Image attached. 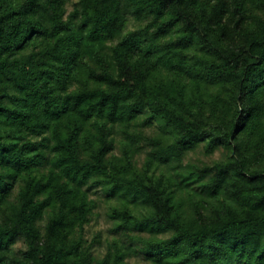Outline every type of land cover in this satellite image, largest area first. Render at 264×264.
<instances>
[{
	"label": "trees",
	"instance_id": "1",
	"mask_svg": "<svg viewBox=\"0 0 264 264\" xmlns=\"http://www.w3.org/2000/svg\"><path fill=\"white\" fill-rule=\"evenodd\" d=\"M68 2L0 0V264H91L93 186L147 208H112L120 227L172 233L140 239L153 264H264V0ZM154 123L144 170L113 154L115 126ZM200 145L225 159L150 172Z\"/></svg>",
	"mask_w": 264,
	"mask_h": 264
},
{
	"label": "rangeland",
	"instance_id": "2",
	"mask_svg": "<svg viewBox=\"0 0 264 264\" xmlns=\"http://www.w3.org/2000/svg\"><path fill=\"white\" fill-rule=\"evenodd\" d=\"M78 0H69L67 9L71 11L74 4ZM137 24L131 22L130 28H134ZM146 115H142L144 119ZM142 123V121L140 122ZM124 132V128L115 126L113 137L116 141V148L113 152L116 156L123 154V148L126 144L130 143L133 151L134 164L138 171L144 170L146 161L151 155V146L144 140L147 136L156 135L159 133L160 128L158 124L154 123L152 126H138ZM142 138H141V137ZM144 137V138H143ZM226 151L224 149H217L213 153L205 151L203 145L191 149L190 152L180 161H176L173 165H162L161 163H155L150 168V172L156 176L165 175L172 177L176 181L177 177L180 179V173H186V175L192 170L194 174H197L201 169L207 166H212L216 162L222 161L226 157ZM178 180V179H177ZM197 185V186H196ZM193 187H198L197 191H200V186L196 184ZM13 193V197L16 195ZM90 199L93 201V210L89 223L85 226L83 241L86 248H89L91 253V264H98L102 260L109 247L113 242H118L124 249L128 250L127 262L128 264H153L151 259L142 251L144 248L143 242L140 239L157 238L164 239L169 238L172 233H155L151 231H140L136 227H120L118 220L111 217V209L115 207H123L124 203L128 204L133 210V213L140 218L146 217L149 212L141 204H133L128 201H124L119 195L109 196L107 192L101 189V187L93 186L89 189ZM178 201L183 198L186 199L188 195V189L180 188L176 190ZM128 200V199H127ZM49 221V215L45 214L38 221L37 225L44 231L45 226ZM28 250L25 239H19L17 243L12 247V256L14 258H22Z\"/></svg>",
	"mask_w": 264,
	"mask_h": 264
}]
</instances>
